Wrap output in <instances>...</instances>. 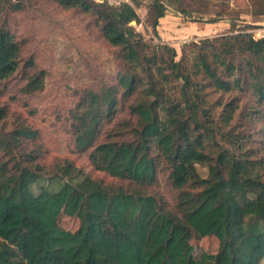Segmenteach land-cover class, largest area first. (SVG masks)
I'll list each match as a JSON object with an SVG mask.
<instances>
[{
  "label": "trees",
  "instance_id": "obj_1",
  "mask_svg": "<svg viewBox=\"0 0 264 264\" xmlns=\"http://www.w3.org/2000/svg\"><path fill=\"white\" fill-rule=\"evenodd\" d=\"M53 1L89 13L118 50L123 71L116 83L84 89L71 113L76 148L91 149L93 167L120 182L93 178L69 159L48 172L38 149L25 148L37 130L25 124L1 128L0 264H262L264 155L245 147L250 134L226 127L236 115L240 124H263L255 132L264 148V37L239 32L188 42L177 59L174 46L149 43L132 22L158 35L170 7L189 18L226 15L211 9L218 4ZM252 1L253 14L264 15V0ZM24 6V0H0V83L18 71L21 52L1 17ZM44 74L29 76L24 93L40 89ZM233 91L226 100L223 95ZM218 92L223 95L211 101ZM120 106L132 118L114 123L100 141ZM5 118L0 103V122ZM199 165L208 168L207 176ZM162 170H169L178 191L175 204L152 191ZM45 175L61 179L60 186L35 191ZM63 215L78 218V228L66 229ZM202 227L220 243L216 253L196 258L191 240L201 237Z\"/></svg>",
  "mask_w": 264,
  "mask_h": 264
},
{
  "label": "rangeland",
  "instance_id": "obj_2",
  "mask_svg": "<svg viewBox=\"0 0 264 264\" xmlns=\"http://www.w3.org/2000/svg\"><path fill=\"white\" fill-rule=\"evenodd\" d=\"M25 6L19 11L5 14L1 19H8V26L18 41L20 52V68L9 79L0 83V103L6 109V118L0 122V129H13L20 124L29 125L38 132L35 141H30L27 150L38 149V161L46 166L48 172L54 170L63 160H71L76 167L90 174L93 178L104 179L106 182L119 183L104 172L96 170L90 161V151L81 152L75 146L72 132V113L84 89L99 90L104 86L116 83L118 74L123 71L117 58V49L112 47L101 35L89 13L76 8L64 9L53 0H24ZM103 1V0H97ZM111 4H120L129 0H108ZM214 5V12L222 9L224 14H196L193 18L184 17L174 8H169L166 16L158 26V35L151 27L143 24L133 25L151 44H167L177 49L179 59L185 43L214 38L226 34L249 32L254 38L264 37V15H254L252 0H209ZM138 13L142 21L146 19L147 9L141 7ZM235 18V19H232ZM199 19V20H197ZM234 20L236 26L232 27ZM44 71V81L40 89L24 93L28 77ZM238 91L231 93H213L211 101H217L221 95L230 99ZM116 120L107 124L100 141L105 139L106 131L114 123L130 120L129 110L120 106ZM221 107L217 108V113ZM235 116L232 128L241 134H250L244 140L246 148H253L259 157L264 155L261 134L256 129L263 124L241 123ZM201 122L204 121L199 116ZM5 125V126H3ZM234 126H236L234 128ZM263 138V137H262ZM202 176H207L208 168L198 166ZM169 170L158 173V182L152 191L162 196L170 204H175L178 191L172 188ZM61 179H53L45 175L34 190L39 191L43 185L56 189ZM173 206V205H171ZM61 224L69 230H76L79 219L63 215ZM201 237H194V256L199 258L202 253H216L219 239L207 233L202 227ZM264 264V261L262 262Z\"/></svg>",
  "mask_w": 264,
  "mask_h": 264
},
{
  "label": "water",
  "instance_id": "obj_3",
  "mask_svg": "<svg viewBox=\"0 0 264 264\" xmlns=\"http://www.w3.org/2000/svg\"><path fill=\"white\" fill-rule=\"evenodd\" d=\"M184 17H187V16H185V15H184ZM197 20H199V19H197ZM231 21H233V22H234V20H231ZM134 22H135V21H133L132 23H134Z\"/></svg>",
  "mask_w": 264,
  "mask_h": 264
},
{
  "label": "crops",
  "instance_id": "obj_4",
  "mask_svg": "<svg viewBox=\"0 0 264 264\" xmlns=\"http://www.w3.org/2000/svg\"><path fill=\"white\" fill-rule=\"evenodd\" d=\"M163 19V18H162ZM161 21V20H160Z\"/></svg>",
  "mask_w": 264,
  "mask_h": 264
}]
</instances>
